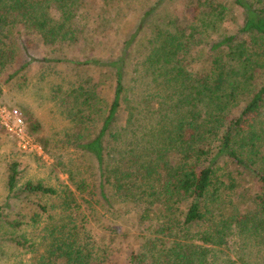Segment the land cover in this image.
<instances>
[{
    "label": "trees",
    "instance_id": "1",
    "mask_svg": "<svg viewBox=\"0 0 264 264\" xmlns=\"http://www.w3.org/2000/svg\"><path fill=\"white\" fill-rule=\"evenodd\" d=\"M194 1L198 7L207 6L196 14L206 28L226 16L224 2ZM232 2L242 14V26L211 46L216 57L203 71L187 70L193 33L187 34V29L176 23V27L155 24L141 62L151 82H127L134 67V44L148 29L158 4L142 14L136 30L120 41L119 51L90 61L110 70L115 80L114 96L98 134L77 147L96 161L103 189L114 181L117 192L127 198L141 195L147 202L152 199L149 204L158 203L166 217L157 236L143 243L139 254L130 255L129 264H215L210 246H226L235 229L264 245V0ZM83 4L84 0H0V72L16 62L18 53L29 60L8 80L33 63L67 61L56 45H71L78 36V18L86 7ZM26 38L39 41L46 49L43 58L31 56ZM231 62L237 68L230 70ZM148 85L155 87L148 91ZM240 93L251 98L238 116L231 118L227 113ZM82 97L84 104L97 102L94 92ZM123 102L129 110V124L140 122L139 118H149V122L136 124L132 135L138 141L131 142L125 156L117 158L116 148L110 150V139L122 140V135L112 133ZM40 130L36 122L27 128L30 136ZM39 143L46 149L43 138ZM144 152H151L152 157L140 162ZM127 159H132L129 166L124 165ZM21 167L20 162L8 167L9 196L62 198L63 216L46 228L51 242L38 264H107L109 255L100 252L83 222L80 226L73 216V208H80L75 192L67 189L59 193L32 182L17 189ZM75 185L80 192L87 188L85 182ZM101 197L111 205L104 190ZM36 207L44 213L47 210L44 205ZM38 220L35 216L34 222ZM14 241L18 247L33 249L24 238Z\"/></svg>",
    "mask_w": 264,
    "mask_h": 264
},
{
    "label": "rangeland",
    "instance_id": "2",
    "mask_svg": "<svg viewBox=\"0 0 264 264\" xmlns=\"http://www.w3.org/2000/svg\"><path fill=\"white\" fill-rule=\"evenodd\" d=\"M191 1L194 0H84L86 9H82L84 15L78 18V36L71 45H56L61 50V57L67 61L33 63L8 80L10 74L29 60L18 53L16 62L0 72V264H38L39 257L51 242L46 228L63 216L62 198L59 196L20 195L16 199L9 196L7 174L13 162H20L23 168L17 189L32 182L53 187L59 193L67 189L75 192L80 208H73V216L78 218L80 226L83 222L100 252L109 255L107 264H129L130 255L139 254L143 243L153 239L152 235L157 236V230L162 228L166 219L158 203L150 205L152 199L147 202L140 192V197L127 198L116 191L114 181L103 189L96 161L81 151L77 144L98 134L114 96L115 80L110 70L90 61L107 56L112 50L119 51L120 41L129 38L138 27L142 14L152 6L158 4L150 17L148 29L142 32L140 41L132 50L134 67H131L127 80L130 85L135 79L143 80L145 85L151 82L141 62L148 52V41L155 24L181 25L187 29V34H194L189 40V53L186 55L189 72L191 69H206L216 57L211 46L237 33L242 26V14L232 0H212L216 4L224 2L228 10L223 20L212 21L207 28L196 15L203 13L207 6L198 7ZM201 17L206 18L204 15ZM190 26L195 27L194 30ZM26 42L31 56L44 57L46 49L39 41L26 38ZM230 65V70L237 68L234 62ZM262 73L261 80H264ZM148 86L145 87L148 91L155 87ZM89 91L97 96V102L84 104L82 94ZM250 98L251 95L246 93L237 94V101L227 114L231 118L238 116ZM9 114L20 116L26 131L32 122L40 125V132L32 136L27 131L32 141L30 148L23 149L18 139L7 131L4 118ZM139 121L129 124V110L123 102L112 131V134L122 135V140L110 139V150L116 148L114 154L117 158L125 156L131 142L138 141L132 134L138 127L136 124L145 120L139 118ZM148 122L149 118L145 124ZM39 138L47 143L46 149L39 143ZM144 153L140 162L152 157L151 152ZM131 160L127 159L124 165L129 166ZM134 168L137 169V165ZM80 182L86 183L85 192L77 190L75 183ZM102 190L108 194L111 205L102 200ZM233 197L236 200L234 194ZM37 204L46 206V212L38 209ZM178 214L179 211L173 216ZM35 216L39 218L37 222H34ZM14 222L19 225L11 226ZM15 238L26 239L33 249L18 247ZM210 247L213 248L212 256H216L213 257L215 264H264L262 242L245 237L237 229L228 237L226 246Z\"/></svg>",
    "mask_w": 264,
    "mask_h": 264
},
{
    "label": "built area",
    "instance_id": "3",
    "mask_svg": "<svg viewBox=\"0 0 264 264\" xmlns=\"http://www.w3.org/2000/svg\"><path fill=\"white\" fill-rule=\"evenodd\" d=\"M4 125L7 131L18 139L19 145L23 149L32 146V141L27 134L26 126L20 116L12 114L7 115V118H4Z\"/></svg>",
    "mask_w": 264,
    "mask_h": 264
}]
</instances>
